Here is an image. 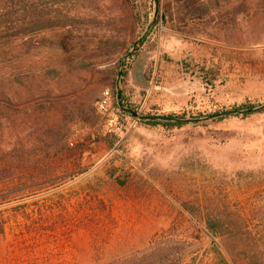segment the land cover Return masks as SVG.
I'll return each instance as SVG.
<instances>
[{"label": "rangeland", "instance_id": "obj_1", "mask_svg": "<svg viewBox=\"0 0 264 264\" xmlns=\"http://www.w3.org/2000/svg\"><path fill=\"white\" fill-rule=\"evenodd\" d=\"M150 1L0 0V34L60 24L90 40L120 35L121 56L153 20ZM160 1L157 17L177 3ZM165 21L151 26L125 62L121 89L131 110L202 119L264 104V17L239 16L232 39L219 28L180 32ZM34 54L0 66V80L31 64L58 66L57 51L38 48ZM106 65L91 68L73 94L87 102L100 98V122L93 128L70 124L63 153L38 152L32 138L24 149L34 154L12 157L6 132L0 135L6 152L0 161V256L64 264L73 241L82 253L85 244L86 264L142 256L153 261L158 247L175 242L191 246L181 264H264V112L173 129L146 125L114 109L112 98L100 111L108 89L94 85V73ZM65 82H51L49 89L58 95ZM67 97L39 96L15 108ZM73 194L85 203L81 213L65 206Z\"/></svg>", "mask_w": 264, "mask_h": 264}, {"label": "trees", "instance_id": "obj_2", "mask_svg": "<svg viewBox=\"0 0 264 264\" xmlns=\"http://www.w3.org/2000/svg\"><path fill=\"white\" fill-rule=\"evenodd\" d=\"M160 2L159 0V4ZM176 2L174 9L167 11L166 15L156 17L154 27L161 22L165 23V17H168L170 23L180 32L188 27L193 31L219 28L224 36L232 39L239 16L256 19L264 17V0H177ZM150 4L152 6V3ZM151 15L153 16L152 11ZM125 19L128 20V17ZM235 37L238 36L233 38ZM124 44L125 40L120 35L98 39V41L90 40L79 34L74 35L63 25L53 23L34 25L14 34H0V66H14L23 59L22 56L37 58L34 51L38 48L57 51L59 59L57 67H51L52 65L32 67L31 64L26 66L22 72H13L9 78L0 80V135L6 132L7 145L12 144L7 154L16 158L17 155L29 157L36 150L26 151L24 148L28 147L29 142L34 138L39 145L38 152L58 155L66 151L70 124L78 122L82 126L96 127L102 116L96 108L100 98L87 102L85 99L81 100L79 96H73L74 93L80 91L81 84L87 80L90 69L95 66L100 67L116 59L114 64L106 65L95 71L94 85L101 87V91L107 88L106 92L113 99V108L121 111L115 101L117 86L120 85L122 106L131 110L125 104L121 89L127 77V63L121 70L119 84L116 82L118 69L127 54L125 51L118 56ZM140 44L137 47L141 46ZM137 51L135 48L133 56ZM131 58L132 56L127 57V61ZM41 62L42 60L39 64ZM65 81L69 82V85L61 86L58 95L53 94L49 89L51 82L61 84ZM39 96L68 97L56 101L30 103L23 109L15 108ZM255 107L256 105L243 104L213 115ZM263 112L264 109L259 111V113ZM246 115L243 114V116ZM163 117L180 121H147L145 124L173 129L186 125V119H196V117L187 118L185 115ZM5 154L6 152L0 149V161L6 159ZM107 176L112 180L114 178V174L110 171ZM212 236L216 238L217 234L212 233ZM190 247L184 243H169L162 248L158 247L156 254L158 258L153 261L147 256H142L125 259L115 264H181L182 258Z\"/></svg>", "mask_w": 264, "mask_h": 264}, {"label": "water", "instance_id": "obj_3", "mask_svg": "<svg viewBox=\"0 0 264 264\" xmlns=\"http://www.w3.org/2000/svg\"><path fill=\"white\" fill-rule=\"evenodd\" d=\"M153 3H154L153 20L151 21V23H150L148 29L145 31L144 35L148 32V30L154 24L155 19H156L157 15H158V12H159V0H153ZM144 35L141 37V39L139 41H137L133 45L132 50L122 60L121 67H120L119 72H118V78L120 77L121 70H122V68H123V66H124V64H125V62L127 60V57H130L132 55V53L135 50V47L137 46V44L139 42H141V40L143 39ZM116 101H117V105H118L119 109L124 114L129 115L132 118L138 119L140 121H145V122H147V121H156V122H177V121H180L179 119H169V118H165V117L141 116L136 111L123 108L122 103H121V95H120V91H119L118 86H117V91H116ZM262 109H264V104L261 105V106L252 108V109L235 110V111H230V112H226V113H223V114H218V115H213V116L205 117V118H202V119H198V118L197 119H186V122L187 123H192V122H200V121H206V120L209 121V120H214V119H218V118H222V117H228V116H234V115H241V114L243 115V114H248V113H254V112L260 111Z\"/></svg>", "mask_w": 264, "mask_h": 264}, {"label": "crops", "instance_id": "obj_4", "mask_svg": "<svg viewBox=\"0 0 264 264\" xmlns=\"http://www.w3.org/2000/svg\"><path fill=\"white\" fill-rule=\"evenodd\" d=\"M77 196L76 194L71 195L69 198L71 200L70 203L66 204L70 209H75L78 210V213H81V209H85V203L82 201V197L78 195L79 197H74ZM80 217V216H79ZM83 248V253L81 252V245L79 243L77 244L76 242L68 243L66 246L67 249V258L66 262L64 264H86V248L85 244L82 245ZM41 250V249H40ZM38 254V251H37ZM43 252L39 251V255H42ZM0 264H43L42 259H37L36 261H20V260H14V259H4L3 257L0 256Z\"/></svg>", "mask_w": 264, "mask_h": 264}, {"label": "built area", "instance_id": "obj_5", "mask_svg": "<svg viewBox=\"0 0 264 264\" xmlns=\"http://www.w3.org/2000/svg\"><path fill=\"white\" fill-rule=\"evenodd\" d=\"M110 99H111L110 94L108 92H105L104 95H103V99H102V101L99 104L100 111H104L105 110V108L109 105ZM69 145H70V147L73 146L72 143H69Z\"/></svg>", "mask_w": 264, "mask_h": 264}]
</instances>
